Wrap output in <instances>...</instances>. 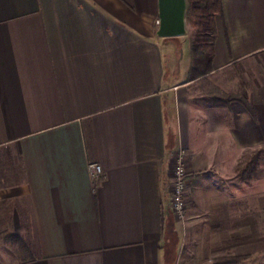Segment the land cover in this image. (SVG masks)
Wrapping results in <instances>:
<instances>
[{
  "label": "crops",
  "instance_id": "obj_1",
  "mask_svg": "<svg viewBox=\"0 0 264 264\" xmlns=\"http://www.w3.org/2000/svg\"><path fill=\"white\" fill-rule=\"evenodd\" d=\"M221 3L212 71L190 81L186 10L185 35L159 38L157 0H0V228L29 240L18 236L10 264H169L176 147L192 171L236 181L247 153L261 151L256 175L234 182L244 190L207 194L250 200L227 210L249 213V236L241 220L219 224L237 233L234 251L250 249L224 257L257 263L264 0Z\"/></svg>",
  "mask_w": 264,
  "mask_h": 264
},
{
  "label": "rangeland",
  "instance_id": "obj_2",
  "mask_svg": "<svg viewBox=\"0 0 264 264\" xmlns=\"http://www.w3.org/2000/svg\"><path fill=\"white\" fill-rule=\"evenodd\" d=\"M180 65H182V61H180ZM170 116H173L171 112ZM180 153L183 154L182 160L185 164L186 180L189 193L186 198L187 207L185 210V217L182 221L176 219L170 211L171 218H169L170 222L168 225L166 239L171 243V245L168 247L170 249L169 254L171 257L169 259V264H213L216 261L225 258V250L229 249V251H231L230 249H233V247L230 246V244L233 242H231V239H228V236L234 237L233 235H236L237 233L242 235V237L249 236L250 229L248 224H246L249 222V213L246 212L241 214H232L230 212L228 213L227 210L229 208L232 211L233 206H240L241 208L245 207L248 209L250 206V200L238 198L240 195L238 192L240 188L237 186V184L241 182L239 174L236 176L237 181L234 179L220 180L218 177L212 176L209 172L204 170H200L199 172L194 170L192 171L190 164L188 163L187 155L185 152L183 153V149L181 147L174 148L169 157V178L172 175L173 167L177 163ZM250 153L248 152L243 158L244 163H242L240 166L242 170L247 168L245 163H249L250 159L255 157L254 152H252L251 155ZM234 182H237V184ZM223 187L225 188L224 190L227 191L238 187V194L235 192V196L231 197H227L225 195L220 197H211V194H209L210 197L207 198L208 193L211 191L217 192L218 190H222ZM244 189L245 187L241 186L240 190ZM212 205H215V209L213 210H211ZM207 209H210L211 211H207ZM205 210L208 212V214ZM18 216L21 217V214H18ZM221 219L222 221L224 220V224L228 226H232L231 223L234 222V219L241 220L242 229H240V231L238 230L240 233L234 232L230 235L232 230L228 232L226 231L227 234L225 232L221 233V224H219V222H222ZM251 219L253 222L254 215L251 216ZM257 220V234L259 243V254L257 257L259 258L255 264H264V260H261V256L264 255V221L261 222L260 213L257 214ZM253 227L254 225L252 224V228ZM26 233L27 231L23 229L7 230L3 227L0 228V264H10V256L13 258V254H16L17 251H20L19 240L17 239L18 236L21 235L23 241H29L28 239H25ZM225 241L229 244V248L225 247ZM241 241L244 240L241 239ZM243 250L249 251V246H243L242 248L238 247V249L236 248L235 251L233 249L230 254Z\"/></svg>",
  "mask_w": 264,
  "mask_h": 264
},
{
  "label": "trees",
  "instance_id": "obj_3",
  "mask_svg": "<svg viewBox=\"0 0 264 264\" xmlns=\"http://www.w3.org/2000/svg\"><path fill=\"white\" fill-rule=\"evenodd\" d=\"M187 21L192 28L191 32V67L189 80H196L209 74L212 62V45L216 36L215 17L222 12L221 0H186ZM261 151L245 163L246 169L237 168L241 181L251 180L257 173V165ZM246 258L231 257L218 260L213 264H243Z\"/></svg>",
  "mask_w": 264,
  "mask_h": 264
},
{
  "label": "built area",
  "instance_id": "obj_4",
  "mask_svg": "<svg viewBox=\"0 0 264 264\" xmlns=\"http://www.w3.org/2000/svg\"><path fill=\"white\" fill-rule=\"evenodd\" d=\"M156 25H158V21H156ZM182 156L183 154L180 153L177 163L173 167L172 175L170 178L168 177L167 182L170 211L176 219L181 221L185 217L186 198L189 193ZM87 173L92 180H95L102 175V169L98 163L91 162L87 165Z\"/></svg>",
  "mask_w": 264,
  "mask_h": 264
},
{
  "label": "water",
  "instance_id": "obj_5",
  "mask_svg": "<svg viewBox=\"0 0 264 264\" xmlns=\"http://www.w3.org/2000/svg\"><path fill=\"white\" fill-rule=\"evenodd\" d=\"M158 28L156 36L159 38H174L185 35L186 0H157Z\"/></svg>",
  "mask_w": 264,
  "mask_h": 264
}]
</instances>
